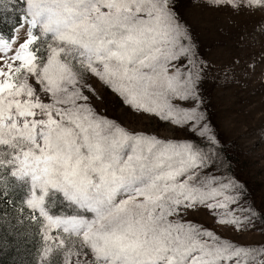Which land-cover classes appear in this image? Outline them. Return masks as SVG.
Segmentation results:
<instances>
[{"label":"snow or ice","instance_id":"obj_1","mask_svg":"<svg viewBox=\"0 0 264 264\" xmlns=\"http://www.w3.org/2000/svg\"><path fill=\"white\" fill-rule=\"evenodd\" d=\"M202 2L264 13V0ZM9 4L12 15L0 17L13 25L0 34V182L7 173L25 183L19 211L39 225V264L53 255L59 264H264V243L218 231H252L259 210L221 171L227 158L204 109L210 63L177 0ZM238 64L221 69L226 82ZM97 85L185 135L128 129L98 110ZM57 194L71 214L50 212ZM202 212L212 227L191 218Z\"/></svg>","mask_w":264,"mask_h":264},{"label":"rangeland","instance_id":"obj_2","mask_svg":"<svg viewBox=\"0 0 264 264\" xmlns=\"http://www.w3.org/2000/svg\"><path fill=\"white\" fill-rule=\"evenodd\" d=\"M177 2L178 11L199 45L201 56L210 63L209 77L203 85L204 109L223 145V156L227 158L221 171L235 176L246 186L249 203L259 210L252 231L241 235L223 229L218 231L240 243L259 245L264 243V231H261L264 229V33L259 31L264 26V13L241 9L236 14L231 9L208 7L202 0ZM19 35L21 41L26 37L23 30ZM234 60L239 61L234 80L226 82L221 69L230 71L225 66ZM248 64H253L255 70H245ZM217 76L219 80L215 79ZM99 90L104 100L103 103L94 101L98 110L106 111L128 129L161 138L178 139L185 135L157 118L133 114L111 93ZM69 210L65 205V212L52 214L61 215ZM191 218L205 226H213L206 212ZM40 246L41 250L42 240ZM36 264H39L38 256ZM52 264H59L57 255H53Z\"/></svg>","mask_w":264,"mask_h":264},{"label":"trees","instance_id":"obj_3","mask_svg":"<svg viewBox=\"0 0 264 264\" xmlns=\"http://www.w3.org/2000/svg\"><path fill=\"white\" fill-rule=\"evenodd\" d=\"M10 7L9 0H0V17L11 16L12 12L7 10ZM12 27V24L0 23V34L10 37ZM4 176L5 179L0 182V192L6 187L8 196L0 195V240H6L8 246L0 250V264H36L42 240L39 225L30 220L27 212L21 214L19 211L24 207L22 202L26 198L25 184L7 173ZM65 205L67 202L57 194L50 212H65ZM67 213H71V210Z\"/></svg>","mask_w":264,"mask_h":264}]
</instances>
